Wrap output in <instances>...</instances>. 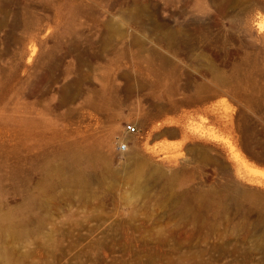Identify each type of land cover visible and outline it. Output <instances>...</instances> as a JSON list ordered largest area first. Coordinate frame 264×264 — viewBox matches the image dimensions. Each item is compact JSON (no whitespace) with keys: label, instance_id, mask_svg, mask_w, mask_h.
<instances>
[{"label":"rangeland","instance_id":"obj_1","mask_svg":"<svg viewBox=\"0 0 264 264\" xmlns=\"http://www.w3.org/2000/svg\"><path fill=\"white\" fill-rule=\"evenodd\" d=\"M242 142L264 0H0V264H264Z\"/></svg>","mask_w":264,"mask_h":264},{"label":"water","instance_id":"obj_2","mask_svg":"<svg viewBox=\"0 0 264 264\" xmlns=\"http://www.w3.org/2000/svg\"><path fill=\"white\" fill-rule=\"evenodd\" d=\"M242 147L244 149V151L250 156L252 157L253 159L259 161V162H262L264 163V156H261L259 154H257L254 150L251 149V147L246 144L245 142H242Z\"/></svg>","mask_w":264,"mask_h":264},{"label":"built area","instance_id":"obj_3","mask_svg":"<svg viewBox=\"0 0 264 264\" xmlns=\"http://www.w3.org/2000/svg\"><path fill=\"white\" fill-rule=\"evenodd\" d=\"M126 129H127V131H134L135 127L133 125H126ZM125 147H126L125 144L120 145L121 149H125Z\"/></svg>","mask_w":264,"mask_h":264},{"label":"bare ground","instance_id":"obj_4","mask_svg":"<svg viewBox=\"0 0 264 264\" xmlns=\"http://www.w3.org/2000/svg\"><path fill=\"white\" fill-rule=\"evenodd\" d=\"M122 165H123V166L127 165V160H124V161L122 162Z\"/></svg>","mask_w":264,"mask_h":264}]
</instances>
